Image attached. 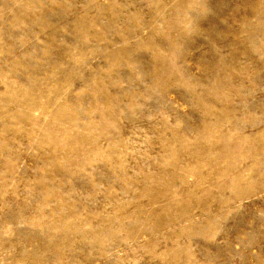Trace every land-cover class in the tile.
Returning <instances> with one entry per match:
<instances>
[{
  "label": "rangeland",
  "instance_id": "374dc122",
  "mask_svg": "<svg viewBox=\"0 0 264 264\" xmlns=\"http://www.w3.org/2000/svg\"><path fill=\"white\" fill-rule=\"evenodd\" d=\"M0 264H264V0H0Z\"/></svg>",
  "mask_w": 264,
  "mask_h": 264
}]
</instances>
